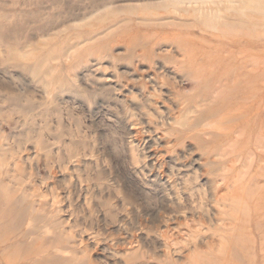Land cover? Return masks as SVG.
I'll list each match as a JSON object with an SVG mask.
<instances>
[{
  "label": "rangeland",
  "instance_id": "1",
  "mask_svg": "<svg viewBox=\"0 0 264 264\" xmlns=\"http://www.w3.org/2000/svg\"><path fill=\"white\" fill-rule=\"evenodd\" d=\"M0 264H264V0H0Z\"/></svg>",
  "mask_w": 264,
  "mask_h": 264
},
{
  "label": "bare ground",
  "instance_id": "2",
  "mask_svg": "<svg viewBox=\"0 0 264 264\" xmlns=\"http://www.w3.org/2000/svg\"><path fill=\"white\" fill-rule=\"evenodd\" d=\"M199 227V226H198ZM196 238V237H195Z\"/></svg>",
  "mask_w": 264,
  "mask_h": 264
}]
</instances>
